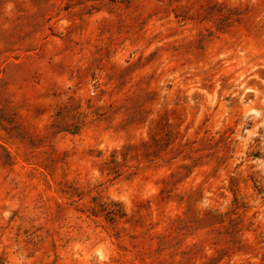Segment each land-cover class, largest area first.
<instances>
[{
  "label": "rangeland",
  "instance_id": "1",
  "mask_svg": "<svg viewBox=\"0 0 264 264\" xmlns=\"http://www.w3.org/2000/svg\"><path fill=\"white\" fill-rule=\"evenodd\" d=\"M0 264H264V0H0Z\"/></svg>",
  "mask_w": 264,
  "mask_h": 264
}]
</instances>
